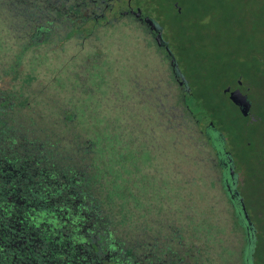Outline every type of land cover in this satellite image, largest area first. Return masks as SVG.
Returning a JSON list of instances; mask_svg holds the SVG:
<instances>
[{
	"label": "flooded vegetation",
	"instance_id": "af4514ba",
	"mask_svg": "<svg viewBox=\"0 0 264 264\" xmlns=\"http://www.w3.org/2000/svg\"><path fill=\"white\" fill-rule=\"evenodd\" d=\"M133 1L0 0V21L9 31L4 34L17 42L15 46L21 44L20 50L24 52L38 51L41 45L55 46L56 42L93 38L97 32L104 34L130 16L134 24L143 26L153 38L157 50L168 60V72L164 75L147 78L141 85L127 90L132 106L121 117L122 131L119 144L116 141V152L115 146L105 152L107 161L99 159L95 144L86 137H82V142L75 148L65 145L73 141H64L63 128L71 131L77 121L76 115L74 119L57 115V121L61 120L63 126L54 133L43 126H39L41 130H28L27 123L31 119L18 113L8 115L6 110L11 105L0 99V264L16 262V255L9 253L8 248L25 252L19 244H24L27 249L28 264H52L53 259L59 258V264H211L208 240H204L194 226L187 225L186 216L177 207V177L186 171L185 163H177V146L180 142L195 145L197 141H202L203 148L206 144L214 155L220 188L244 230L243 264L255 262L253 250L257 243V228L241 192L243 171L234 161L238 139L223 122L218 125L220 128L217 127L215 110L208 115L210 119L203 126L200 120L191 118L194 113L186 111L188 107L182 97L185 98L186 94L194 97V94L188 92L189 83L184 70L164 38L162 25L150 12L145 13L144 1L136 0L135 4ZM47 50L57 49L48 47ZM234 93L237 94L233 96ZM244 96L249 104L244 101ZM225 97L237 115L245 118L254 115L253 102L241 81L227 88ZM220 108L218 106V112H221ZM178 115H184L180 124ZM42 125L48 126L46 123ZM138 139L148 148L154 143L153 152L158 153L150 154L157 155L159 162L146 165L140 162L144 158H138L140 163L134 170L146 174V178H141V190L133 195L136 199L141 198L138 210L134 216L127 217L119 215L117 209H111L113 187L101 180L111 175L113 167L119 169L116 165L121 160L122 144H134ZM167 150L172 156L163 161L162 154ZM65 154L73 162H66ZM144 180L149 182L144 185ZM181 198L184 204L189 200L183 195ZM127 203L128 200L125 204L130 207L131 202ZM178 216L184 220L183 228L178 226ZM54 219L62 221L63 226L56 227L57 223H51ZM4 225L7 226L8 242L2 240L5 238L1 231ZM52 226L61 233L69 227L78 235H86L80 244L68 242V238L61 240L63 246L72 245L66 249L76 246V250L68 254L72 259L63 256L64 250L50 254L49 250L37 249L38 241L32 238L34 231ZM77 238L79 240L82 236ZM8 259L10 261L6 263Z\"/></svg>",
	"mask_w": 264,
	"mask_h": 264
},
{
	"label": "rangeland",
	"instance_id": "374dc122",
	"mask_svg": "<svg viewBox=\"0 0 264 264\" xmlns=\"http://www.w3.org/2000/svg\"><path fill=\"white\" fill-rule=\"evenodd\" d=\"M142 1L145 13L150 12L162 25L164 38L184 70L188 92L194 94L182 97L186 111L194 113L191 118L203 126L215 110L217 127L223 122L238 139L234 161L243 171L241 192L257 228L253 264H264V0ZM8 32L0 21V99L11 105L8 115H27L31 119L28 130L43 126L52 133L63 126L57 115L72 119L76 115L75 127L71 131L63 128L64 141H73L65 145L75 148L86 137L95 144L100 160H108L105 152L110 147L115 146L116 152L121 117L132 106L127 90L168 72L165 54L130 16L104 34L100 31L93 38L41 45L38 51L20 50L22 45L15 46L17 42L4 34ZM239 81L253 102L251 118L237 115L225 97L227 88ZM145 111L149 109L145 107ZM183 116L178 115V124ZM201 142L177 146V163H185L186 169L177 177L178 210L183 211L187 225L208 240L211 264H243L244 230L220 188L214 155ZM45 146L48 148L47 143ZM146 146L140 139L134 144L124 142L116 165L122 170L113 167L111 175L101 180L112 185L110 207L119 215L134 216L138 210L141 198L133 195L141 190V178L146 174L134 168L140 162H159L157 155L150 154L158 153L153 152L154 143ZM162 155L163 161L172 156L168 150ZM138 158L144 160L138 162ZM65 161L73 162L67 154ZM148 182L144 180V185ZM181 195L185 200L189 197L186 204L181 203ZM182 222L178 216L180 228L185 226Z\"/></svg>",
	"mask_w": 264,
	"mask_h": 264
},
{
	"label": "trees",
	"instance_id": "16d2710c",
	"mask_svg": "<svg viewBox=\"0 0 264 264\" xmlns=\"http://www.w3.org/2000/svg\"><path fill=\"white\" fill-rule=\"evenodd\" d=\"M55 220L56 219L51 221V223H53V224L57 223L56 225L54 224L56 227H62L63 226L64 223L62 221L59 220L61 222V224H59V221L56 222ZM55 226H52V228H40L39 227V229H36L34 231L35 233H34V236H32V238H34L35 240L37 239V241H38L37 249H40V251L49 250L50 254H52L53 252H54V254H57V253L59 254V252H62L64 250L66 253H64L63 256H65L67 258L70 257V259H72V256H69L68 254L72 253L74 249L76 250V246H74V247H72L70 249H66V248H69L72 245L65 244L66 246L65 245L63 246V244H62L63 240L62 239L68 238V242L72 241L74 243L80 244V243L85 241V237L84 236H86V235L84 233L78 235V234L74 233L73 231H70L69 227H67L65 229V231H62V233H61V232H58V230H56ZM6 228H7V226L4 225L3 229L1 230L2 233L4 234V237H5V238H2V240L4 242H5V240L7 242L10 240L9 238L6 239V236H7V235H5ZM78 236H82V238L78 240V238H77ZM11 241L13 242L14 240L11 239ZM19 246H20L21 249L25 250V252H22L19 249L20 250L19 251L20 253H19L16 250V248H14V247H13V249L12 248H8L9 253L16 255V259H15L16 262L14 264H28V260L26 259L27 249H26L24 244H19ZM45 254H47V253H45ZM10 255H9V257H10ZM51 257H50V260H51ZM3 258H4V260H7L6 257H3ZM59 259L58 260L57 259H53L52 260V264H59ZM42 260L46 261L44 258H42ZM9 261L10 260L8 259V262H6V263H9ZM45 264H50V263L46 262ZM71 264H74V263H71ZM75 264H77V263H75Z\"/></svg>",
	"mask_w": 264,
	"mask_h": 264
},
{
	"label": "water",
	"instance_id": "95a60500",
	"mask_svg": "<svg viewBox=\"0 0 264 264\" xmlns=\"http://www.w3.org/2000/svg\"><path fill=\"white\" fill-rule=\"evenodd\" d=\"M236 94H237V93H234L233 96H235ZM233 98H234V97H233ZM243 99H244V101H246L247 104H249L248 99H247L246 96H244ZM244 209H245V208H244ZM245 215H246V213H245ZM252 248H253V243H252ZM252 248H251V249H252ZM250 251H251V250H250V248H249V252H250ZM249 252H248V254H249Z\"/></svg>",
	"mask_w": 264,
	"mask_h": 264
}]
</instances>
